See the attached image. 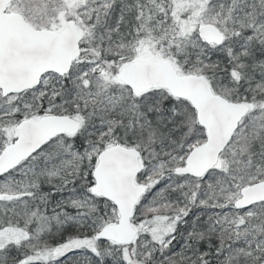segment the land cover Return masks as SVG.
I'll list each match as a JSON object with an SVG mask.
<instances>
[{
	"label": "snow or ice",
	"instance_id": "6c2138e0",
	"mask_svg": "<svg viewBox=\"0 0 264 264\" xmlns=\"http://www.w3.org/2000/svg\"><path fill=\"white\" fill-rule=\"evenodd\" d=\"M0 264H264V0H0Z\"/></svg>",
	"mask_w": 264,
	"mask_h": 264
}]
</instances>
